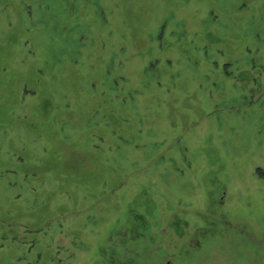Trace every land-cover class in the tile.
I'll return each mask as SVG.
<instances>
[{
  "label": "rangeland",
  "instance_id": "374dc122",
  "mask_svg": "<svg viewBox=\"0 0 264 264\" xmlns=\"http://www.w3.org/2000/svg\"><path fill=\"white\" fill-rule=\"evenodd\" d=\"M0 264H264V0H0Z\"/></svg>",
  "mask_w": 264,
  "mask_h": 264
}]
</instances>
